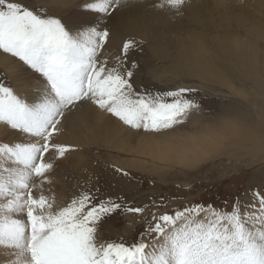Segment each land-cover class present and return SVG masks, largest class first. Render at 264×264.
I'll use <instances>...</instances> for the list:
<instances>
[{"label":"snow or ice","instance_id":"1","mask_svg":"<svg viewBox=\"0 0 264 264\" xmlns=\"http://www.w3.org/2000/svg\"><path fill=\"white\" fill-rule=\"evenodd\" d=\"M136 2L91 0L85 9L110 16ZM190 2L159 0L153 7L182 15ZM109 36L106 28L42 14L23 0H0V52L43 80L31 102L0 81V125L17 136L0 142V251L11 257L6 264H264L259 191L243 209L237 200L231 210L198 203L153 214L130 244L100 240L99 226L118 211L141 214L143 208L97 200L87 188L62 207L45 194L46 174L54 168L46 155L60 160L76 150L55 138L82 109L91 106L130 129L160 133L183 125L201 108L192 87L135 90L132 78L139 65L129 64L128 57L140 42L125 40L116 64L109 66L99 58Z\"/></svg>","mask_w":264,"mask_h":264},{"label":"rangeland","instance_id":"2","mask_svg":"<svg viewBox=\"0 0 264 264\" xmlns=\"http://www.w3.org/2000/svg\"><path fill=\"white\" fill-rule=\"evenodd\" d=\"M23 2L42 14L47 12L70 22L52 12L42 3L44 0ZM215 15L208 17L213 26L207 28L206 36L200 37L208 46L203 45L204 49L210 53L200 55L195 65H185L180 59L185 44L194 41L192 25L184 21L183 15L166 17L176 25L164 30L155 43L145 41L151 36L147 33L127 36L121 44L113 43L109 36L104 46L113 44L120 56L125 40L140 42L128 57L129 64L135 61L139 65L132 78L137 91L162 93L179 87L195 88L194 98L200 101L201 108L186 123L160 133L136 131L100 112L101 123L113 119V128L121 130L120 139L131 135L125 145L111 148L100 139L97 144L77 146L67 141L72 139L65 137L64 130L62 138L66 140L55 142L75 146L76 150L60 160L54 153L46 155L54 168L46 174L50 183L44 185L45 194L55 199L57 207L65 206L87 188L97 200L112 198L125 206L144 209L141 214L118 211L105 218L98 230L100 240L130 244L140 238L153 214L159 216L198 203L231 210L237 200L243 209L253 203V192L264 194V12L230 7L225 14ZM94 16L100 23L92 24L86 16L78 23L104 29L108 16L97 13ZM200 20L204 21V17ZM182 35L184 38L178 42ZM240 43L243 46L237 49L235 44ZM0 58L13 61L10 71L0 68V81L30 101L24 91L42 87L43 80L15 58L2 52ZM174 58L178 61L176 71L171 67ZM19 77L24 79L20 87L15 82ZM94 132L98 131L89 130L81 135L88 138ZM158 135L162 139L155 141L164 148L154 157L128 151L139 150L141 137L159 139ZM16 139L13 132L0 125V142ZM217 140L222 147L215 146ZM115 168L128 175L116 172ZM40 179L35 178V182ZM10 259L0 251V264Z\"/></svg>","mask_w":264,"mask_h":264},{"label":"bare ground","instance_id":"3","mask_svg":"<svg viewBox=\"0 0 264 264\" xmlns=\"http://www.w3.org/2000/svg\"><path fill=\"white\" fill-rule=\"evenodd\" d=\"M40 1L42 2L43 0ZM88 2H91V0H44L42 3L49 7L52 12L60 14L62 18L68 19L70 22L74 21L78 23V21L81 20V17L86 16L90 19V21H92V24L100 23V21L95 18L94 12H89L85 9V4ZM158 2L159 0H137L136 3L120 8L112 15L108 16L104 20L103 26L109 31L111 41L113 43L121 44L122 40L127 36H136L137 34L146 35L147 33L150 35L151 33V36L145 38V41L150 40L155 43L158 36L161 33H165L164 30H167L170 26L176 25L169 23V19L166 18L176 15L175 13L163 11L153 7V4ZM230 7H235L237 9L254 8L260 12H264V0H191L189 4H186L183 8L184 11H182V15L185 16L184 21L192 25L190 32L194 34V41L190 44H185L186 49L182 50L180 59L185 63V65H195L199 60L200 55L210 53L209 50H206L203 47V45L206 48L208 47L205 40L200 39L201 36H206V32L209 30L207 28H211L213 26V23L208 22V17H216L215 14H225L227 9ZM202 17H204V21L200 20ZM239 21L242 20L239 19ZM183 38L184 35L178 37L177 41L179 42ZM109 45L110 43H108V47H104L101 50L99 58L101 60L107 59L109 66H113L116 64V57L119 56V51L114 50V47H112L113 44L110 47ZM235 46L239 49L243 46V44H235ZM11 62L13 61L10 59L0 58V68L10 71L9 65ZM177 66L178 61L174 58L171 60V67L176 71ZM25 74L27 76H32L31 72H26ZM23 81L24 79L20 77L15 79L18 87H20V84ZM29 84L31 85V83ZM42 87H32L28 88L26 91H24V88L23 91L30 98L31 102L35 97H37L39 90L42 89ZM99 113V111L91 106L82 109L80 113L73 117L64 129L66 132L65 137L67 136L68 138L70 136L72 139L70 140L69 138L67 141L72 142L77 146H88L98 142L100 139H104L105 144H108L111 148H117L125 145L131 135H128L126 139H120L118 133H120L121 130H115L113 128V119L109 118L107 122L101 123ZM89 130H97L98 132H94L91 137L83 138L81 134H85ZM63 132L59 134L55 140L63 139ZM14 136L17 137L15 134ZM157 138L152 137L149 139L147 137H141L138 141V144L141 145L139 150L130 148L128 151L130 153L135 152L154 157V155L162 152L164 148L163 144L155 141H159L162 138H160V136L159 139Z\"/></svg>","mask_w":264,"mask_h":264}]
</instances>
